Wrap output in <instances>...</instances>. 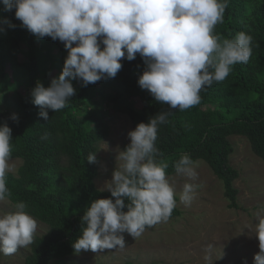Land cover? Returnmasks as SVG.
Segmentation results:
<instances>
[{
    "label": "clouds",
    "instance_id": "clouds-1",
    "mask_svg": "<svg viewBox=\"0 0 264 264\" xmlns=\"http://www.w3.org/2000/svg\"><path fill=\"white\" fill-rule=\"evenodd\" d=\"M5 11L15 9V18L37 39L59 40L67 50L63 68L48 87L37 82L31 91L39 116L48 120V110L64 109L76 89L101 79L115 78L122 61L137 54L145 68L138 85L155 101L169 109L187 110L200 103V92L213 82L224 81L237 63H247L252 55L251 35L241 31L234 38L215 34V26L224 20L229 0H2ZM9 27L16 25L11 22ZM3 30V29H0ZM168 112L162 111L140 122L128 132L130 144L120 152L122 161L112 172L106 186L112 198L90 202L81 217L82 234L73 242L76 254L123 250L124 233L134 240L146 228L169 221L179 201L190 206L200 185L186 182L176 192L166 169L168 164L156 146L158 130L167 124ZM19 121L16 113L9 117ZM12 129L0 123V202L11 192L7 174L10 163ZM87 160L96 162L95 153ZM177 175L195 178L198 162L184 154L174 165ZM127 201V203H126ZM125 207L127 210L125 211ZM25 202L0 215V253L13 255L33 243L38 228ZM255 235L259 252L253 264H264V206L255 214ZM211 248V246H209ZM205 259H209L208 256Z\"/></svg>",
    "mask_w": 264,
    "mask_h": 264
},
{
    "label": "trees",
    "instance_id": "trees-1",
    "mask_svg": "<svg viewBox=\"0 0 264 264\" xmlns=\"http://www.w3.org/2000/svg\"><path fill=\"white\" fill-rule=\"evenodd\" d=\"M14 12L15 9L5 11L0 0L3 98L9 96L3 71L6 63L10 62L15 74L21 68L27 73L24 90H17L20 82L12 89L17 93L14 107L0 109V123L6 121L12 129L11 158L22 160L16 173L7 174L11 192L8 200L14 207L18 202H25L26 211L48 226L44 233L34 236L24 264H66V258L75 253L72 245L82 234L81 217L90 202L99 198L115 199L108 190L94 184L98 143L108 136L106 117L111 112L128 115L134 129L157 113L168 112L169 122L160 126L156 141L162 153L157 159L168 164L166 174L176 173L174 165L184 154L195 161L203 160L221 180L229 206L237 205L233 181L238 171L230 164L233 146L229 136H244L252 152L264 162V0H229L223 22L215 26V34L221 40L234 38L241 31L251 35L252 55L247 63L235 64L224 81L213 82L203 89L199 104L180 111L155 101L138 85L145 65L137 54L132 61H122V69L115 78L101 79L87 86L72 80L75 95L64 109L48 110V120L39 116V107L31 102V91L38 81L45 87L50 85L38 76L41 68L37 55L58 48L66 57L67 50L59 40L37 39L21 26ZM5 21L16 26L9 27ZM23 44H26L25 50ZM18 51L27 52L25 61L17 62ZM106 86H111L112 91L106 92ZM133 98L140 100L141 109L134 106ZM12 113L18 115V123L9 118ZM93 153L96 162L90 163L87 157ZM181 213L176 206L171 217Z\"/></svg>",
    "mask_w": 264,
    "mask_h": 264
},
{
    "label": "rangeland",
    "instance_id": "rangeland-1",
    "mask_svg": "<svg viewBox=\"0 0 264 264\" xmlns=\"http://www.w3.org/2000/svg\"><path fill=\"white\" fill-rule=\"evenodd\" d=\"M25 48L26 44H23L22 49ZM27 56L26 51L16 52L18 63L25 61ZM65 58L58 48L39 53V78L51 82L58 77ZM3 71L4 80L9 86V96L7 99L3 98L5 91L0 87L2 110L14 107L17 93L12 89L20 82L17 90H24L27 77L23 68L17 69L19 73L15 74L10 62L6 63ZM71 83L73 84L72 81ZM105 90L112 91L111 86H106ZM133 104L137 109L142 107L138 98H133ZM101 105L106 109L104 103ZM106 121L109 133L98 143V172L94 178L95 186L102 190H107L112 172L122 163L117 159L118 152L130 144L128 132L134 129L129 116L123 113L111 112ZM229 140L233 146L230 164L238 171V176L233 181L237 189L235 207L229 206L221 180L203 160H197L195 178L176 173L167 175L177 193L182 191L186 182L200 185L190 206L181 203L177 195V207L182 211L180 216L170 217L166 223L146 228L136 240L124 233L126 247L123 250H104L100 253L82 250L79 254L69 255L66 264H123L126 261L138 264H253L254 255L259 252V241L255 235V214L264 206V162L252 152L244 136L231 135ZM21 161L20 158H11L10 163L15 166L13 173H16ZM14 210L15 207L9 200L0 202V215ZM36 221L38 228L35 235H40L48 226L38 219ZM28 253L29 246L18 249L13 255L0 253V264H24ZM206 256L209 259H205Z\"/></svg>",
    "mask_w": 264,
    "mask_h": 264
}]
</instances>
